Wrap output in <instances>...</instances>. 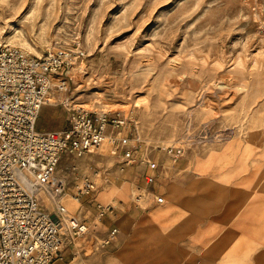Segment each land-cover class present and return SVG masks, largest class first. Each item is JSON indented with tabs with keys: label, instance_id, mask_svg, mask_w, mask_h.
I'll list each match as a JSON object with an SVG mask.
<instances>
[{
	"label": "rangeland",
	"instance_id": "obj_1",
	"mask_svg": "<svg viewBox=\"0 0 264 264\" xmlns=\"http://www.w3.org/2000/svg\"><path fill=\"white\" fill-rule=\"evenodd\" d=\"M0 42L37 57L82 53L62 94L86 110L129 116L141 141L137 157L159 168L156 183L194 159L197 167L198 157L228 142L264 137V0H0ZM61 99L43 108L39 131L65 124ZM171 145L183 148L176 161L163 150ZM109 151L105 143L93 156L63 157L56 167L72 215L91 220L72 199L73 163L111 179H97V190L139 176L145 186L143 165L119 172ZM39 201L52 211L45 194Z\"/></svg>",
	"mask_w": 264,
	"mask_h": 264
},
{
	"label": "built area",
	"instance_id": "obj_2",
	"mask_svg": "<svg viewBox=\"0 0 264 264\" xmlns=\"http://www.w3.org/2000/svg\"><path fill=\"white\" fill-rule=\"evenodd\" d=\"M81 56L65 50L37 57L0 42V264H52L61 259L63 248L89 235V224L70 216L61 202L64 182L55 181L53 174L63 157L83 158L108 140L119 172L143 165L146 185L155 183L158 166L147 157H137L141 141L136 123L121 111L86 110L66 95L60 104L66 109L67 127L36 130L41 107L51 102L54 93L67 92L70 72ZM163 150L173 161L183 153L182 147L173 145ZM70 171L75 201L93 196L97 179L103 185L111 182L107 176L98 178L95 171L90 176L81 173L74 163ZM42 193L52 211L39 201ZM147 195L154 193L138 189L134 207L141 210ZM153 197L156 204L163 202L161 196ZM113 211L112 205L95 203L96 220ZM117 234L116 227L109 229L95 249H106ZM71 260L86 264L79 257Z\"/></svg>",
	"mask_w": 264,
	"mask_h": 264
},
{
	"label": "crops",
	"instance_id": "obj_3",
	"mask_svg": "<svg viewBox=\"0 0 264 264\" xmlns=\"http://www.w3.org/2000/svg\"><path fill=\"white\" fill-rule=\"evenodd\" d=\"M52 104L56 103L44 104L39 114ZM36 125L37 121L38 132H52L39 131ZM66 127L65 118L55 131ZM105 143L110 146L109 156L116 158L111 142ZM212 152L213 156L198 157L197 167L195 159L185 163L180 173L167 174L150 188L142 185L139 176L121 188L105 187L91 198H80L85 206L81 212L91 220L69 214L91 221L90 233L63 248L61 259L52 264H78L73 256L86 264H264V137L255 134L251 140L231 141ZM158 172L159 168L156 179ZM135 184L136 191L154 193L163 202L156 204L147 195L143 208H135L133 199L128 202ZM61 202L64 205L63 195ZM95 203L116 206L112 214L96 220ZM114 227L118 234L110 246L96 250Z\"/></svg>",
	"mask_w": 264,
	"mask_h": 264
}]
</instances>
